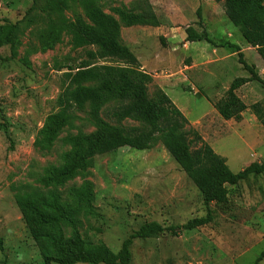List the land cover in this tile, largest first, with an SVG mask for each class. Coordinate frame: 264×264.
Listing matches in <instances>:
<instances>
[{
    "label": "rangeland",
    "instance_id": "obj_1",
    "mask_svg": "<svg viewBox=\"0 0 264 264\" xmlns=\"http://www.w3.org/2000/svg\"><path fill=\"white\" fill-rule=\"evenodd\" d=\"M30 5V0H0V24L19 21ZM98 6L119 23L120 43L139 55L140 70L152 77L149 96L156 89L169 91L167 96L185 114L189 125L226 159L232 173L245 165L263 162L264 129L249 107L264 100V86L249 82L236 91L247 106L239 122H220L210 107L222 98L232 80L248 76L235 49L226 43L237 46L243 60L254 66L264 81V62L227 20L222 3L98 0ZM146 6L152 8L158 27H124L115 11L137 14ZM199 8L202 28L215 46L185 42L186 27L199 31ZM74 14L86 21L79 6L74 13L65 12L69 18ZM32 44L34 40L26 31L13 58L8 47L0 48V264H42L15 199L41 188L40 180L47 167L61 165V155L69 151L61 143L62 138L78 131L88 135L98 130L86 113H80L75 121L79 130L62 131L49 151H39L34 146L44 121L57 111L55 100L62 73L74 69L96 48H73L67 34L51 50L30 53ZM97 63L114 64L110 59ZM101 115L109 128L141 126L136 121L118 123ZM83 181L91 184L93 212L81 219L78 232L91 249L105 247L116 253L144 223L156 222L166 228L206 215L201 195L160 142L150 151L124 147L96 157L84 179L76 178L58 189L61 200L68 201L69 189ZM227 198L223 206H210L212 221L205 226L134 240L130 264H253L264 252V172L227 186ZM60 229L68 239L71 229L66 225Z\"/></svg>",
    "mask_w": 264,
    "mask_h": 264
},
{
    "label": "trees",
    "instance_id": "obj_2",
    "mask_svg": "<svg viewBox=\"0 0 264 264\" xmlns=\"http://www.w3.org/2000/svg\"><path fill=\"white\" fill-rule=\"evenodd\" d=\"M24 16L15 23L0 24V48L8 47L10 58L16 55L20 38L29 31L34 40L28 52L51 50L63 34L69 36L73 48L95 47L87 59L74 69H67L60 77L61 89L55 100L57 111L49 115L37 134L34 146L39 151H49L64 130H79L75 125L78 114L86 113L98 130L93 134L78 131L61 139L69 151L61 155V165L49 166L40 180L41 188L29 195L16 197L18 208L42 258V264H130L131 246L136 239H153L175 234L178 230L190 231L212 221L210 206L227 203V186H235L250 175L264 172L261 164L251 163L237 173H232L225 158L217 155L189 125L182 112L161 90L148 95L152 77L140 70L133 52L120 43V25L102 12L98 0H30ZM222 3L227 20L238 29L243 41L254 48L264 62V0H213ZM79 6L86 21L65 12ZM124 27L135 25L158 27L159 23L150 6L137 14L115 10ZM197 27H186L185 42H205L215 46L202 28L200 8L196 11ZM223 46V45H222ZM235 49L239 64L248 76L235 78L220 100L212 104L224 121L239 122L247 106L236 91L249 82L264 86L255 67L242 58ZM110 59L114 64H98ZM264 129V100L249 107ZM101 114L115 122L132 120L139 128L114 129L105 126ZM160 142L169 157L202 197L206 208L204 217L187 221L181 226L163 228L156 222L144 223L129 235L120 249L113 253L105 247L89 248L80 238L78 226L81 219L93 212L94 195L91 184L83 181L69 189L68 201H62L58 189L76 178L84 179L93 167L94 160L128 147L137 151H150ZM66 225L71 235L65 239L60 229ZM0 239V250H2ZM264 260L260 253L253 264Z\"/></svg>",
    "mask_w": 264,
    "mask_h": 264
},
{
    "label": "crops",
    "instance_id": "obj_3",
    "mask_svg": "<svg viewBox=\"0 0 264 264\" xmlns=\"http://www.w3.org/2000/svg\"><path fill=\"white\" fill-rule=\"evenodd\" d=\"M187 44H189V43H187ZM132 52H133V50H132ZM134 55H135V57H136V59H137V61H138V63H140V58H139V55H137V53H133ZM246 86V85H245ZM162 91L166 94L167 92H169V91H166V90H164V89H162ZM167 95V94H166ZM174 104V103H173ZM175 105V104H174ZM176 106V105H175ZM210 107H211V110H213L214 112H215V110L213 109V107L210 105ZM182 114L185 116V114L182 112ZM215 114H217V113H215ZM242 116H243V114L241 115V118H242ZM216 118L218 119V120H220V122H223V123H226V122H232L233 120H229V121H224V120H222L221 118H220V116L217 114L216 115ZM187 119V118H186ZM222 126H223V124H222ZM212 148V147H211ZM215 152V151H214ZM226 160V159H225ZM248 166V165H247ZM246 165L243 167V168H245V167H247ZM242 168V169H243ZM242 169H240L239 171H241ZM238 171V172H239ZM237 173V172H236Z\"/></svg>",
    "mask_w": 264,
    "mask_h": 264
}]
</instances>
